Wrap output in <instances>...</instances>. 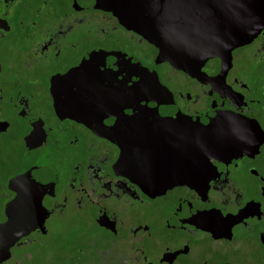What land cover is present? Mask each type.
Wrapping results in <instances>:
<instances>
[{
    "label": "flooded vegetation",
    "instance_id": "af4514ba",
    "mask_svg": "<svg viewBox=\"0 0 264 264\" xmlns=\"http://www.w3.org/2000/svg\"><path fill=\"white\" fill-rule=\"evenodd\" d=\"M139 3L0 0V264H264V25L173 65Z\"/></svg>",
    "mask_w": 264,
    "mask_h": 264
},
{
    "label": "water",
    "instance_id": "95a60500",
    "mask_svg": "<svg viewBox=\"0 0 264 264\" xmlns=\"http://www.w3.org/2000/svg\"><path fill=\"white\" fill-rule=\"evenodd\" d=\"M139 2L144 6L147 20H166L169 31L165 24L161 31H155L154 27L153 30L146 31L152 38L156 37L159 46L156 58L173 65H181L180 63L188 58H222L224 54L228 55L232 47L247 41L264 25V0H181L178 1L177 16L167 13L165 8L157 7L159 3L163 6L170 2ZM147 85L148 83H145L144 87L143 84L141 90H149ZM189 125H193L194 131L201 128L208 133L202 138L211 142L206 158L216 155L217 149L222 150L223 147H235L239 144L236 143L237 137L231 135L230 126L216 125L201 118L190 121ZM199 139L201 137L194 136V146ZM14 226L10 220L0 224V243L10 244L16 239L22 226L17 227L18 234Z\"/></svg>",
    "mask_w": 264,
    "mask_h": 264
}]
</instances>
